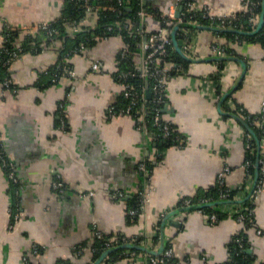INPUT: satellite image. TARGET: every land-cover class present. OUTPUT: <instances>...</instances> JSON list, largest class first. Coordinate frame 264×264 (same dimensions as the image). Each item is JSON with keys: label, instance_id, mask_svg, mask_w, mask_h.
Instances as JSON below:
<instances>
[{"label": "crops", "instance_id": "1", "mask_svg": "<svg viewBox=\"0 0 264 264\" xmlns=\"http://www.w3.org/2000/svg\"><path fill=\"white\" fill-rule=\"evenodd\" d=\"M65 1L2 0L0 45L5 27H18L21 37L39 33L38 24L59 16ZM143 2L167 11L174 0ZM195 2L208 4L218 14L244 7L243 0ZM96 20L90 10L82 23L94 25ZM147 26L156 28L159 21L149 17ZM71 29L74 31V27ZM195 37L193 49H183L191 58H185L189 65L167 79L163 106L164 117L174 124L184 144L163 150L157 148L153 133L137 129L135 118L106 114L107 106L123 89L116 78L119 53L125 45L121 35L96 38L81 53L65 57L76 76H62L53 83L39 74L58 61L61 37L40 52L23 53L12 63L10 73L18 90L0 87V130L25 188L22 217L9 228V181L0 166V264H23L24 255L32 264H148V252L144 250L135 255L126 251L118 258H109L112 251L102 253L98 258L102 259L93 262L90 245L95 229L108 234H140L145 238L142 244L151 249L160 245L164 235L165 244H173L175 264L226 261L230 240L243 226L232 214L212 223L207 213L199 210L171 209L160 240L151 238L161 213L174 208L183 196L213 188L223 165L231 167L226 176L230 186L246 181L247 188L251 185L256 172L254 178H249L244 166L247 136L251 134L254 140L247 114L261 120L254 123L263 130L255 147L264 156V45L256 41L233 42L206 27H198ZM215 44L233 46L238 55L214 50ZM221 56L226 58H216ZM94 59L103 61L101 71L91 70ZM140 59L141 51H135L133 62L138 65ZM219 60L226 63L218 93L210 75ZM61 111L69 122L67 129L58 125ZM145 158L154 161L151 200L132 222L127 210L143 184L138 163ZM57 174L68 185L63 194L52 186ZM90 189L94 194L88 193ZM114 189L124 191L125 199L113 197ZM243 194L239 192L238 197ZM254 212L256 224L246 229L248 251L254 254V264H264V181ZM259 228L262 232H258ZM34 243L40 244L42 250L34 252ZM81 244L86 246L79 255L75 249Z\"/></svg>", "mask_w": 264, "mask_h": 264}, {"label": "trees", "instance_id": "2", "mask_svg": "<svg viewBox=\"0 0 264 264\" xmlns=\"http://www.w3.org/2000/svg\"><path fill=\"white\" fill-rule=\"evenodd\" d=\"M195 1V0H193ZM254 0H243L244 7L236 10L234 13H236V26H239L243 30L246 31H253L259 21V17L261 14V11L263 9V2L264 0H260V4L255 7L254 4L251 2ZM147 9L150 13H152V16H148L145 19V23L143 24V30L144 34L146 36H149L152 29H158L161 26H168V27H174L177 25H173L175 22V19H170L167 21V17L164 15L165 10L160 9L159 7H151L147 6L143 0H123L121 3L119 0H66L65 6L63 7V10L59 16H57L54 20L51 21L53 26L57 27L56 33L52 37H46L45 34L42 32V30L39 31V33H33V34H26L23 37H21V31L20 29L13 28L11 26H7L4 29V41L0 45V49H4V47H8L9 49L22 47L23 53L26 52H40L44 47L47 46L51 41L57 39L58 37H61L63 39L62 41V47L60 49V57L58 61L51 66H48L44 70H42L39 74V77L44 78L47 77V82H56L59 80L60 77L64 76L62 74V67L65 65H72V63L68 60H66L65 57L71 56L75 53H81V51L75 52L76 47H79L81 45L88 47L96 38H104V36H112L115 34H119L123 37L125 41V46H127V54L128 56L126 58L121 57V51L119 53V62H120V68L118 72L116 73V78L122 83L125 82L122 80L121 77H119V74L125 70L130 69H137L138 65L135 64L132 60L133 53L135 51L140 50V42L143 39V36L141 35L140 31L135 30L133 27L138 26L141 23V18L138 15V11L141 8ZM92 10L96 15V23L94 25L91 24H83V20L86 17L88 11ZM149 17L155 18L157 21H159V26L156 28H148L147 26V20ZM255 17V21H252L251 19ZM201 24H208V19L198 17L197 19ZM129 22L131 23V28L125 29L120 27L124 23ZM112 24L113 29L108 30L107 26ZM75 25L78 26V30H72L71 28L75 27ZM191 27L194 30H197L198 27L194 26H186L182 24L179 29L177 30V38L180 43V46L182 49H184V46L181 42V34L184 31V28ZM214 33L218 35H224L227 38H229L233 42H243V41H256L264 45V24L262 28L259 31H255L253 33H238L234 31H220V30H213ZM225 54L230 55H238V52L233 46L222 44L220 45ZM74 51V52H73ZM22 53V54H23ZM21 54V55H22ZM5 52L0 53V86L2 81L6 76H11L10 69L5 65ZM17 60V59H16ZM15 60V61H16ZM226 60H219L216 61L217 69L215 72H213L210 76L211 78L216 81L217 83V91L219 93L220 91V80H221V72L223 68L225 67ZM159 65L168 67V75L167 79L181 73V70L184 68H187L189 65V61L186 60L184 57L180 55V53L175 49L174 45H168L167 48V55L161 56L159 58ZM11 68V65H10ZM40 80V78H38ZM128 81H131L135 83L141 91L144 88H147L152 93V80L149 81L138 77V76H130L127 78ZM40 81L39 83H41ZM48 84V83H47ZM18 86V85H17ZM165 99H166V91H165ZM127 102V99L123 95V90L118 94V96L115 98V100L112 102L116 107L123 106ZM164 106V104H163ZM240 110L241 113H244L242 109L237 108ZM60 110H63L60 108ZM59 110V111H60ZM62 114L61 117L65 116L64 112L61 111ZM109 117V116H108ZM66 118V129L69 126V122ZM60 119L58 122V125L60 124ZM251 124V131L254 133V141L256 146V138H261L262 129H259L258 126L252 122ZM174 126V124H172ZM147 131L153 133V137L157 141V148L159 150H163L166 147L172 146V145H180L179 142L174 139L173 136L169 138H165L161 135L160 129H158L151 120V114L149 115V119L146 123ZM175 132H178L176 129L173 131V135ZM183 145V144H182ZM264 156L262 153H258L257 148L253 151L246 152V159H251L252 163L250 165L246 166V173L247 177L254 178L255 176V168L256 164L259 161L260 158H263ZM142 161V160H141ZM140 163V162H139ZM138 163V165H139ZM148 168L153 171L154 168V161L152 159H148ZM2 168V167H1ZM18 168V166H17ZM139 168V166H138ZM3 169V168H2ZM140 170V169H139ZM4 171V170H3ZM140 172L143 174V172L140 170ZM5 173V171H4ZM19 173V172H18ZM259 180L264 181V174L262 173L261 169L258 171ZM247 182V181H246ZM246 182L242 184L240 187H234L231 190V202L233 203H239L243 204L246 203L250 209L248 217L245 219L242 229L234 235V237L230 240L229 243V255L226 261L223 263H212V264H251L254 263V254L248 251V237L246 233V229L256 224V218H255V199H251V196L249 195V191L246 185ZM143 185H141L140 188H142ZM13 188L14 186L9 182V196L10 199H12L13 194ZM139 192V191H138ZM239 192H244L242 197H238ZM220 193V188L218 183H215L214 187L211 188L209 191H206L202 194H197L195 196H183L181 197H190L194 202H198L200 198L202 197H208L211 196L214 199H217ZM139 196L138 193L134 194V197L132 198L131 204L134 205L137 203ZM9 199V201H10ZM181 199H179L178 204H181ZM15 200L17 202H21L22 204V196L19 198L16 197ZM130 201V200H128ZM177 204V205H178ZM22 210L23 214V206L18 203L17 209ZM196 209L197 208H193ZM205 212L212 213L216 212L218 216V220L223 216L227 215V212L220 211L219 209H215L213 206H204L202 208ZM192 210V209H191ZM184 211V210H183ZM167 215V214H166ZM236 216V215H234ZM22 217V216H21ZM237 217V216H236ZM129 218V216H128ZM138 215L135 218L134 221H137ZM130 220V219H129ZM131 221V220H130ZM183 221V219H182ZM180 221V222H182ZM15 219L13 215L10 213V220H9V228L10 226L15 224ZM218 222V221H217ZM163 221L157 220L155 225L162 226ZM155 227V226H154ZM111 233H105L106 236L110 235ZM152 240H160L161 238V232L159 231L158 234L152 235ZM145 238L142 235H138V242L144 241ZM86 244H81L76 247L77 253L80 255L83 252V248H85ZM173 246L172 242H167L165 247ZM91 250V260L95 262L105 251L104 248V239L98 238L96 235L94 236V240L90 245ZM126 251H132V249L120 247L115 250H113L110 255V257H119V256H125L127 254ZM142 251L138 250L136 252L140 253ZM149 256V254H148ZM175 263V255L170 259ZM32 264V262H29ZM24 264V263H23ZM64 264V263H63ZM89 264V262L87 263Z\"/></svg>", "mask_w": 264, "mask_h": 264}, {"label": "built area", "instance_id": "3", "mask_svg": "<svg viewBox=\"0 0 264 264\" xmlns=\"http://www.w3.org/2000/svg\"><path fill=\"white\" fill-rule=\"evenodd\" d=\"M121 3L123 0H119ZM2 0H0V4ZM252 4L257 7L261 2L260 0H254L251 2ZM178 12V14H177ZM138 15L141 18V23L133 27L135 30L140 31L143 39L140 42V51H141V59L138 65V68L133 70H125L119 74V77L122 78L125 82L123 84V95L127 99V102L123 106L116 107L112 102L107 106L106 114L109 117L117 116V115H128L136 119V127L139 130L146 131V123L149 119V115L151 114V120L153 124L160 129V133L163 137L169 138L171 136L176 139L180 145L184 144V138L181 136L179 132H175L173 135V131L175 130L172 122L164 117L163 114V104L165 102V91L167 87V75H168V67L159 65V58L161 56L167 55V48L168 45H173L172 40V30L173 27L168 26H161L160 28L151 31L149 36L144 34L143 24L145 23V19L148 16H152L153 14L150 13L147 9L141 8L138 11ZM164 15L167 17V21L170 19H175L173 25L183 22H190L195 24H201L197 19L198 17L208 19V26L214 27H230L236 29H242L239 26H236V13H213L210 9L208 4H198L193 0H174V2L169 6L167 11H165ZM255 21V17L251 19ZM131 23L126 22L120 27L128 29ZM38 28L42 30L46 37H52L56 31L57 27L53 26L50 21H42L38 24ZM78 26L75 25L74 30H78ZM107 29L110 31L113 29L112 24L107 26ZM197 30L192 29L191 27L184 28L183 33L181 34V42L184 46V51H191L194 47L195 43V34ZM108 36H104L107 38ZM86 46H79L76 47L75 52L84 51ZM214 50H221L223 49L220 45H213ZM5 52V65L10 69V65L18 59L21 54L23 53V48L17 47L13 49H9L8 47H4L3 51L0 49V53ZM74 52V51H73ZM127 54V46H123L121 51V57L126 58ZM104 63L101 59H94L91 64V70L94 72L101 71L103 69ZM62 74L64 76L74 77L76 76V71L74 67L71 65H65L62 68ZM130 76H138L144 78L146 80H152V93L150 96L147 95V88H144L142 91L139 87L131 82L128 81L127 78ZM3 89H10L13 92H17L18 86L13 80V78L9 75L4 78L1 83ZM61 108L64 109V104L61 103ZM244 113H241V115ZM66 115L60 117V127L66 128ZM246 118L251 120L252 123H259L261 121L259 117H252V115H246ZM255 142L252 139V135L249 134L246 139L245 144V151H253L255 149ZM148 158L143 159L139 163V169L143 172V187L139 189L138 192V200L137 203L132 205L127 210V215L131 221H134L137 215L141 213L144 207L150 202L151 200V190H150V183L152 178V171L148 168ZM252 163L251 159H245L244 166L246 168L247 165ZM259 166V170L261 169L262 173L264 174V158H260L257 162L256 166ZM0 166L5 171V175L9 182L14 186L12 199H10L8 204V212L11 213L17 222L22 216V210L17 209L18 203L20 206L22 205L20 200L17 202L15 200L16 197L22 196L23 190L25 188V183L23 179L20 177L18 173V168L16 162L11 159L7 153L6 145L3 139V134L0 130ZM231 170L229 164L223 165V167L218 171L216 183H218L220 188V193L217 199H214L211 196L202 197L198 202H194L190 197H184L181 199V204L174 206V208H169L166 211L162 212L159 216L158 220H162V226L155 225L154 227V234H158L159 231L163 233L165 228V221L167 218V213L169 210L174 209L175 211H183L189 208H197V210L207 213L209 219L212 223L218 221V216L216 212L208 213L205 212L202 208L204 206H213L215 209H219L220 211L227 212L228 214L236 215L237 219L244 223L245 219L248 217L250 207L246 204H237L231 202V190L234 188L227 183L226 176ZM242 184H239L236 187H240ZM263 185V180H259V176L255 182V178L252 180L251 185L248 187L249 195L251 199H256L259 196ZM52 186L54 190L58 194H63L67 188V183L62 179L60 174H57L53 181ZM89 194H94V190L90 189L88 191ZM113 197L118 199H125L126 193L121 189H114L111 191ZM207 203H210L207 205ZM193 205H197L196 207H192ZM182 221V218L181 220ZM15 222V223H16ZM11 228L14 225L10 226ZM258 232H262V229H257ZM95 235L100 238L104 239V248L105 250L111 247H115L118 245H122L125 243H134V244H142L138 242V235H127L121 232H114L110 235L106 236L104 232L101 230L95 229ZM42 246L40 244L34 243L33 244V251L39 252L42 250ZM126 248V247H125ZM132 249L130 253L135 255L139 249L136 248H129ZM157 249V248H154ZM148 264H175L170 259L174 256V248L173 246L165 247L164 250L160 253L152 254L148 253ZM27 255L23 256V263L30 264ZM254 264V263H251Z\"/></svg>", "mask_w": 264, "mask_h": 264}, {"label": "water", "instance_id": "4", "mask_svg": "<svg viewBox=\"0 0 264 264\" xmlns=\"http://www.w3.org/2000/svg\"><path fill=\"white\" fill-rule=\"evenodd\" d=\"M178 14V12H177ZM184 24L186 26H194V27H206V28H209V29H212V30H220V31H234V32H238V33H253L255 31H259L263 24H264V6H263V9L261 11V14H260V17H259V21H258V24L256 26V28L253 30V31H246V30H243V29H236V28H230V27H214V26H208V25H204V24H195V23H190V22H183V23H178L174 29L172 30V40H173V45L175 47V49L182 55V57L186 58V59H191L182 49V47L180 46V43L178 41V38H177V30L179 29V27ZM216 58H226L224 56H221V57H216ZM215 58V59H216ZM150 91L147 92V95L150 96ZM251 131V129H249ZM258 144H259V140H258ZM258 170H259V166L257 165L256 166V176H255V182L258 178ZM210 203H207V205H209ZM197 205H193L192 207H196ZM165 240H164V235L162 237V240H161V243L160 245L157 247V249H151L149 247H147L146 245L144 244H134V243H125V244H122V245H118V246H115V247H111V248H108L106 249L104 252H103V255L117 249V248H120V247H127V248H136V249H139V250H144L148 253H152V254H156V253H160L164 250L165 248ZM102 259V257L100 258ZM98 259V260H100ZM97 260V261H98ZM96 261V263H97Z\"/></svg>", "mask_w": 264, "mask_h": 264}]
</instances>
